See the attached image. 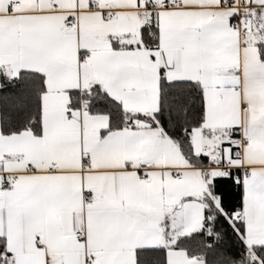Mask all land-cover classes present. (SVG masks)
<instances>
[{
  "label": "snow or ice",
  "instance_id": "6c2138e0",
  "mask_svg": "<svg viewBox=\"0 0 264 264\" xmlns=\"http://www.w3.org/2000/svg\"><path fill=\"white\" fill-rule=\"evenodd\" d=\"M0 264H264V0H0Z\"/></svg>",
  "mask_w": 264,
  "mask_h": 264
}]
</instances>
